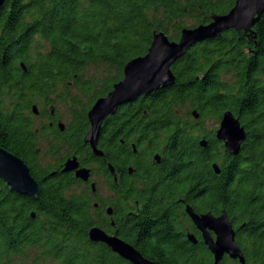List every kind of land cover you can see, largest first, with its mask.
Wrapping results in <instances>:
<instances>
[{"label": "trees", "instance_id": "trees-1", "mask_svg": "<svg viewBox=\"0 0 264 264\" xmlns=\"http://www.w3.org/2000/svg\"><path fill=\"white\" fill-rule=\"evenodd\" d=\"M235 1H3L0 146L24 160L39 193L25 196L0 180V264H15L16 258H31V264H132L106 244L89 239L93 226L109 233L113 228L104 203L95 207L91 188L72 171H62L65 159L78 155L86 165L101 160L84 141L87 112L123 77L130 59L147 53L154 31L178 40L184 27L210 22ZM98 68L104 74H89ZM171 70L173 83L119 105L101 123L97 142L107 158L111 153L132 154L127 143L131 139L138 154L159 153L164 164L154 191L158 222L143 223L140 216L123 212L115 216L118 235L158 264H214L203 243L195 246L180 235L187 217L183 202L213 214L224 209L234 224L244 264H264V11L253 34L229 29L198 41ZM72 88L78 95L69 96ZM67 98V127L36 132L32 105L40 99L55 104ZM225 110H231L246 131L235 156L227 153L215 130L204 125L209 119L220 120ZM43 136L51 154L63 151L54 164H41L37 144ZM215 162L219 173L212 167ZM100 170L106 174V168ZM117 197L114 204L123 210L124 199L119 193ZM217 264L242 263L224 255Z\"/></svg>", "mask_w": 264, "mask_h": 264}, {"label": "water", "instance_id": "water-1", "mask_svg": "<svg viewBox=\"0 0 264 264\" xmlns=\"http://www.w3.org/2000/svg\"><path fill=\"white\" fill-rule=\"evenodd\" d=\"M3 1L0 0V5ZM263 11L264 0H236L227 13L212 15L210 22L195 27H184L178 40L169 39L163 31H154L147 53L130 59L123 68V77L113 84L106 95L97 98L89 108L87 112L89 127L84 141L90 145L93 153L100 156L103 154L97 148V141L101 123L107 115L113 114L119 105L132 101L141 94L173 83L174 74L171 65L194 43L218 36L229 29L244 30L253 34V26ZM31 109L33 113H38L36 104H33ZM192 115L194 118L199 116L196 110L192 111ZM58 124L63 129L64 123ZM215 137L223 142L229 155L235 156L246 138V131L233 112L225 110L215 131ZM206 143V139L203 138L202 146ZM155 157L158 158V155ZM212 167L216 173L220 172L216 162ZM62 171H74L75 176L83 181H87L90 177V169L80 167L76 156L65 160ZM0 180L11 191L22 195L36 197L39 193L38 182L24 160L2 146H0ZM92 188L94 189V184ZM186 212L202 229L204 242L214 256V264H217L224 255L237 259L242 264L245 263L244 254L235 241V231L225 210L218 216L210 212L198 215L190 205H187ZM107 213H111L110 207L107 208ZM31 216L34 217V214L32 213ZM207 229L215 232L216 239L212 238ZM88 236L91 241L106 244L113 252L132 264H158L145 257L129 242L116 234L107 233L99 226L91 227Z\"/></svg>", "mask_w": 264, "mask_h": 264}, {"label": "flooded vegetation", "instance_id": "flooded-vegetation-1", "mask_svg": "<svg viewBox=\"0 0 264 264\" xmlns=\"http://www.w3.org/2000/svg\"><path fill=\"white\" fill-rule=\"evenodd\" d=\"M35 104L38 106V113H33V111L31 110L30 116L32 117L34 129L36 130V132H39L40 128L43 127L53 128L57 126L60 130H64V127H67L68 123L62 121V116L58 114L56 106L54 104H46V99H40ZM59 122L64 123L63 129L60 128L58 124ZM48 138L49 140H52V137ZM44 141H47L49 144L48 139H46L44 136L43 139L42 137H40L39 143L37 144V152L39 153V157H41V143H43ZM201 141L202 138L200 139V144ZM124 142V140H121L122 144ZM127 143H129L132 148V154L111 153V157L107 158L97 142V148L103 153L101 156L98 155L101 160L93 159L87 165L82 164L78 160V155H75L77 157V160L79 161L80 167H87L90 169L89 179L87 181H82L85 185H88L91 188L92 193L95 195V207L99 208L101 207L102 203H104L103 208L105 214H107V208H111V213L107 214V216L108 222L113 229L110 233L107 232L109 234L118 235L115 216L119 217V215L124 214L123 212L140 216V218L143 219V223L158 222V220L154 217L155 213L153 212V202L154 199H158L157 197H154V191L155 188H158V186L160 185V178L162 175L161 173L164 168L162 155H160L159 153H155L153 155H144L143 153L138 154V145L135 143V141L129 139ZM156 155H158V158L155 157ZM72 156H74V154H72L71 157ZM101 167L106 168V174H104L100 170ZM72 172L75 175V172ZM92 184H94V189L92 188ZM100 185H102L103 188H100ZM118 193L121 194L122 198L124 199L122 205L123 210L118 209L114 204L117 201ZM183 204V209L187 217H184L185 222L183 224V229L180 232V235L184 239L188 240L191 244L200 246L203 243L208 249V246L205 244L203 239L202 229H200L193 222V220L186 212V206L190 204L185 202H183ZM223 210L224 209H222L218 214H213L211 212L210 213L214 216H218ZM193 211L198 215L207 213L202 212V210L193 209ZM230 222L235 231L236 241V230L231 220ZM207 230L209 231V234L212 236V238L216 239L215 232L211 229ZM150 233L152 232L150 231Z\"/></svg>", "mask_w": 264, "mask_h": 264}, {"label": "rangeland", "instance_id": "rangeland-1", "mask_svg": "<svg viewBox=\"0 0 264 264\" xmlns=\"http://www.w3.org/2000/svg\"><path fill=\"white\" fill-rule=\"evenodd\" d=\"M89 74L99 77L102 74H104V72L101 68H98L95 70L90 69ZM71 94H73V95L77 94L78 95L76 88H72L70 90L69 96H71ZM83 101H85V100H83ZM54 105L56 106V110H57L58 114L62 116V121L65 123H68L70 120L71 101L68 100V98H67L66 102H60V101L56 100ZM37 121H38V119H37ZM219 123H220V120H215V119H209V120L204 121V125L207 129H214L215 131L219 127ZM49 150H50V145L48 144L47 141H44L43 143H41V157H40L41 158L40 159L41 164H44V165L54 164L58 160V158L62 157V155H63V151L57 155L56 154L54 155V154H50ZM99 187L103 188L102 185H100ZM230 259H232V258H230ZM232 260H235V259H232ZM31 263H32L31 258H29V259L16 258L15 259V264H31ZM45 264H58V263L51 261V260H48L47 262H45Z\"/></svg>", "mask_w": 264, "mask_h": 264}]
</instances>
